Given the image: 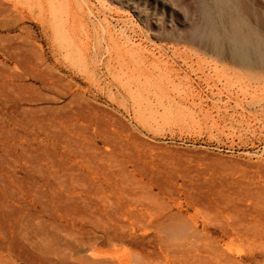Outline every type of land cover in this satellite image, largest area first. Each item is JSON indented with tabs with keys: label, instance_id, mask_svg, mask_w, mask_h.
<instances>
[{
	"label": "rangeland",
	"instance_id": "rangeland-1",
	"mask_svg": "<svg viewBox=\"0 0 264 264\" xmlns=\"http://www.w3.org/2000/svg\"><path fill=\"white\" fill-rule=\"evenodd\" d=\"M216 1L0 0V189L32 213L0 264H160L191 233L264 264V0L226 4L258 43L237 61L198 43Z\"/></svg>",
	"mask_w": 264,
	"mask_h": 264
},
{
	"label": "bare ground",
	"instance_id": "bare-ground-1",
	"mask_svg": "<svg viewBox=\"0 0 264 264\" xmlns=\"http://www.w3.org/2000/svg\"><path fill=\"white\" fill-rule=\"evenodd\" d=\"M232 1L233 0H217L216 3L218 4L219 7H214L215 5L210 6L205 2L199 3L198 5L199 14L202 18V22L197 29L198 30L197 36L199 37V40H198L199 44H202L204 47L210 48L216 51L226 50L230 53V56L232 52L233 54L236 55L237 57L236 61H237V59L244 58L246 51L248 50L250 51V49H254L256 51L255 49L256 46L254 47L253 45L255 41H253V37L250 34V31L249 30L247 31L243 27L239 26L238 19L230 11H228L226 4H229V2H232ZM218 15L222 17V20L224 23L223 27L216 21ZM225 29H227L228 32H225L224 31ZM255 44H258V43H255ZM255 51H251L248 53L250 55V53L255 52ZM246 55L245 57H247ZM249 55L248 57L251 59L252 57L255 56V55L252 56V54L250 56ZM257 58H260V57L257 56ZM263 58H264V55L262 56V59ZM10 134L11 132L8 133V136L10 138H13V136ZM112 140L116 143V147L119 149L120 153H122L123 155L143 157V154H145L146 149L144 147L142 140L138 137V135H136V133L134 132V129L130 127H124L123 129H113L112 130ZM149 153L150 152H148V154ZM144 157H147V156H144ZM149 158H151V156H149ZM11 181H14V180H11ZM41 181L52 183L53 181H62V180H41ZM135 187H137V185ZM141 189L142 187L139 190ZM0 191L2 194V205H3L2 221L0 223V236L2 239L1 246L2 248L6 249L7 252L9 253L15 252V256L18 259H21L22 254L25 251V244L23 240L24 238H28L29 228L31 227L30 226L31 225V215H32L31 207L28 201L22 200V198L18 195V193H16V191L12 187L5 184V182L2 183ZM147 192L149 191L147 190ZM150 194L151 193H149L148 195ZM158 212L155 215L153 214L155 219H157V222H155L156 226H159L164 231L166 229H168V231L169 230L172 231L173 228L170 226L169 223H166V220H164L161 217V215L158 214ZM175 217L177 219V216H174V218ZM170 219H171V215H170ZM189 230H186V231H189ZM173 231L175 232V230ZM207 231H209V229L205 227L203 229V233H207ZM165 232H167V230ZM201 232L202 230H199V227H197L196 234H200ZM194 235H192L191 233V237H186L187 239L186 240L183 239L185 241L180 242V243L172 244L169 242L168 246L170 244V249L169 248L166 249L167 248L166 243L168 240H166L165 243L163 241L162 244H164L163 247H165L164 248L165 253L163 252L165 254V261L160 262V264H233L231 259H229L228 256H226V253L222 248L223 246H221L220 244L222 242L221 238H218V237L214 238V237L209 236L210 237L209 240H206L204 242L200 238L199 239H196V237L194 238L193 237ZM175 236H177V234ZM170 237H173V236L172 235L169 236L168 239ZM179 237L180 239L181 237L183 238V236H179ZM6 262L11 263L8 260Z\"/></svg>",
	"mask_w": 264,
	"mask_h": 264
}]
</instances>
